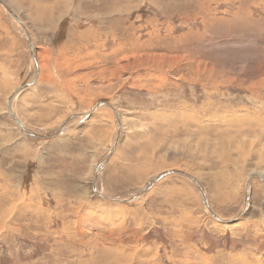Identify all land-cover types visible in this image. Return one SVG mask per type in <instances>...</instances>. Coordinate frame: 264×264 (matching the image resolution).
Masks as SVG:
<instances>
[{
    "label": "rangeland",
    "instance_id": "374dc122",
    "mask_svg": "<svg viewBox=\"0 0 264 264\" xmlns=\"http://www.w3.org/2000/svg\"><path fill=\"white\" fill-rule=\"evenodd\" d=\"M0 4V264H264V0H4Z\"/></svg>",
    "mask_w": 264,
    "mask_h": 264
},
{
    "label": "water",
    "instance_id": "95a60500",
    "mask_svg": "<svg viewBox=\"0 0 264 264\" xmlns=\"http://www.w3.org/2000/svg\"><path fill=\"white\" fill-rule=\"evenodd\" d=\"M0 4L4 7V9L7 11V13H9L10 15H13V17H15V19L19 22V24L22 26V28L24 29L25 31V34L27 35V45H28V48H29V51H30V54L31 56L35 59V49H33L32 47V43H31V40L30 37L28 34H27V30L24 26V24L22 23V21L16 17V15L14 16V13L12 12L11 8L6 4V2L4 0H0ZM35 61V60H34ZM37 72H38V67L36 66L35 64V76L32 80V83H34V81L36 80V75H37ZM30 83H25L23 85H21L19 88L20 89H23L27 86H29ZM18 88V89H19ZM17 89V90H18ZM17 90L13 91L12 94L8 97L7 99V110L9 111L10 113V116L12 117V119L15 121V123L19 126V128L27 135L29 136L30 138H33V139H50V138H53L55 136H58L59 134H61L63 131H64V128L66 127L65 125L75 116H78V115H81L82 113H76V114H71L69 116H67L63 121L62 123H60L57 127H54L52 129H49V130H46V131H42V132H35L33 130H30L29 128L25 127L21 122H19L14 114L11 112V107H10V102H11V98L13 97V95L17 92ZM103 104H106V105H109L110 107H113L115 108L112 104H110L108 101H105V100H102V101H97L95 103V105H93L91 107V109L89 111H87L86 113L89 114L91 112H93L97 107L103 105ZM114 117H115V120H116V123H117V127L120 126V122H119V117L118 115L116 114V112H114ZM119 132L117 131V136L115 138V141L110 149V151L108 152V154L105 156V158L98 164V166L96 167L95 171H94V174H93V177H92V183H91V187H92V190L97 194L99 195L100 197L104 198V199H107L109 201H127L126 199H119L120 197H110V196H107L103 193H101L100 191L97 190L96 188V181H97V178H98V175L99 173L101 172V170L103 169V167L106 165L107 161L109 160V157H111V155L113 154V151L115 149V147H117L118 145V142H119ZM168 174H178V175H181V176H184L185 178H187L188 180L191 181V183L196 187V189L199 191L200 195H201V198H202V203L203 205L206 207V209L208 210V212L218 221L220 222H226V223H229V222H232V221H235L236 219H238L240 216H242L246 209H247V201L249 200V195H250V192H248L247 190L245 191V197H244V201H243V204H242V207L240 208V210L236 213V215H234L233 217L231 218H222L220 216H218L208 205V201H207V198H206V195H205V191L203 189V186L201 184V182H199V180H197L195 177L191 176L189 173H187L186 171H183V170H180V169H167V170H164V171H161L160 173L156 174L155 176L151 177L147 183L144 185V187H142V189L140 190H137L135 191L134 193H131L130 195H127L129 197V199H132L134 197H137L139 196L140 194H143L144 192L147 191V189L153 184L155 183L157 180H159L163 175H168ZM252 176H255L257 178H259L261 180V182L264 184V178L263 177H260L258 174H251L249 175L248 179H247V185H249V182L251 180V177ZM126 196V197H127ZM261 213H262V216H263V226H264V195H263V199H262V204H261Z\"/></svg>",
    "mask_w": 264,
    "mask_h": 264
},
{
    "label": "bare ground",
    "instance_id": "6f19581e",
    "mask_svg": "<svg viewBox=\"0 0 264 264\" xmlns=\"http://www.w3.org/2000/svg\"><path fill=\"white\" fill-rule=\"evenodd\" d=\"M7 4V3H6ZM8 5V4H7ZM9 6V5H8ZM3 7V6H2ZM12 10V9H11ZM12 12L14 13V11L12 10ZM9 14V13H8ZM10 15V14H9ZM16 14L14 13V16H15ZM10 17L16 22V24H18L19 25V27H20V29H21V31L24 33V35L26 36V39H27V35L25 34V31H24V29L22 28V26L19 24V22L15 19V17H13V15H10ZM16 17H17V15H16ZM17 18H19V16L17 17ZM20 19V18H19ZM21 20V19H20ZM22 21V20H21ZM23 23V22H22ZM25 26V25H24ZM25 28H26V26H25ZM26 30H27V28H26ZM27 34L29 35V32H28V30H27ZM30 36V35H29ZM28 38H30L31 39V37H28ZM32 47H33V45H32ZM34 49V48H33ZM35 60V61H34ZM33 61H34V65L36 64V66L38 67V64H37V60H36V54H35V59L33 58ZM38 72H39V67H38ZM38 72H37V74H38ZM36 78H37V75H36ZM20 87V86H19ZM18 87V88H19ZM17 88V89H18ZM26 88V87H25ZM16 89V90H17ZM24 89V88H23ZM22 89H18L17 90V92L13 95V97L11 98V101L13 100V98L21 91ZM12 94V93H11ZM101 106H103V105H101ZM101 106H99V107H101ZM109 106V105H108ZM10 107H11V102H10ZM99 107H97V108H99ZM110 107V106H109ZM115 107V106H114ZM96 108V109H97ZM111 108V110L113 111V112H116V114L118 115V113H117V109H116V107L115 108H113V107H110ZM95 109V110H96ZM94 110V111H95ZM93 111V112H94ZM9 112V111H8ZM11 112L13 113V111H12V109H11ZM87 112V110L86 111H82V112H79V113H82L81 115H78V116H75L76 118H78L79 120H81L83 117H85V116H87V115H89V114H92L93 112H91V113H89V114H87L86 113ZM14 114V113H13ZM10 115V114H9ZM15 116V115H14ZM119 117V116H118ZM15 118H16V116H15ZM17 119V118H16ZM74 119V117L65 125L66 127L64 128V130H66L67 129V127L70 125V124H73V122H72V120ZM18 120V119H17ZM19 121V120H18ZM19 122H21V121H19ZM119 122H120V118H119ZM22 123V122H21ZM62 123V122H61ZM117 124V123H116ZM59 125V124H58ZM57 125V126H58ZM57 126H55V127H57ZM54 128V127H53ZM30 129V128H29ZM120 129H121V125L119 126V127H117V131L119 132V138L121 137V133H120ZM30 130H33V131H35L34 129H30ZM46 131V130H45ZM117 131H116V135H115V138H116V136H117ZM35 132H40V131H35ZM42 132V131H41ZM25 134V133H24ZM26 135V134H25ZM60 135V134H59ZM32 139V138H31ZM38 141L39 140H43V139H37ZM45 140V139H44ZM114 141H115V139H114ZM118 146V145H117ZM117 147H115V149H116ZM115 149H114V151H115ZM113 151V152H114ZM158 174V173H157ZM156 175V174H155ZM155 175H153V176H155ZM258 175L260 176V177H262V175L261 174H259L258 173ZM152 176V177H153ZM166 176V175H165ZM164 175L161 177V178H163V177H165ZM253 177V176H252ZM160 178V179H161ZM249 184H250V182H249ZM264 185V184H263ZM203 186V185H202ZM142 187H144V186H142ZM142 187L140 188V189H142ZM151 187H152V185L147 189V191H149L150 189H151ZM139 189V190H140ZM203 189H204V187H203ZM248 191V192H250V185H247V182H246V189H245V191ZM146 191V192H147ZM146 192H144L143 194H145ZM143 194H140L139 196H137V197H134V198H132V199H129V197L127 196V197H125V198H123V199H126L127 201H129V200H133V199H136V198H138V197H140L141 195H143ZM264 195V194H263ZM250 196V195H249ZM119 199H121V200H123L122 198H119ZM125 201V200H124ZM249 201V200H248ZM248 201H247V206H248ZM117 202H119V201H117ZM121 202V201H120ZM262 204V203H261ZM209 205V204H208ZM210 207V206H209ZM206 208V207H205ZM211 208V207H210ZM263 217V216H262ZM264 227V226H263Z\"/></svg>",
    "mask_w": 264,
    "mask_h": 264
}]
</instances>
